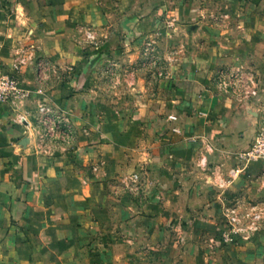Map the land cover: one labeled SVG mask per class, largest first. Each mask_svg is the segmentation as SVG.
I'll return each instance as SVG.
<instances>
[{"label":"crops","instance_id":"obj_1","mask_svg":"<svg viewBox=\"0 0 264 264\" xmlns=\"http://www.w3.org/2000/svg\"><path fill=\"white\" fill-rule=\"evenodd\" d=\"M89 34L164 70L133 129H74L58 152L36 65L89 85ZM21 59L30 98L0 104V264H264L262 224L219 242L229 204L264 207V159L232 173L264 129V0H0V69Z\"/></svg>","mask_w":264,"mask_h":264},{"label":"rangeland","instance_id":"obj_2","mask_svg":"<svg viewBox=\"0 0 264 264\" xmlns=\"http://www.w3.org/2000/svg\"><path fill=\"white\" fill-rule=\"evenodd\" d=\"M92 50L86 55L92 64L91 83L80 87L73 83L77 76V69L51 68L46 69L43 64L41 72L36 73L43 77V93H49V100L44 104L51 108V120L53 131L50 133L43 128V137L49 148L62 152L60 147L73 143L77 135L74 129H133L136 113V101L139 95L147 92H157L160 73L163 68V58L153 50H142L133 47L132 40L119 44V48L103 49L97 48L95 38L85 39ZM94 47V48H93ZM137 51L136 56L132 54ZM37 66V65H36ZM71 79V80H70ZM86 95L84 100V112L74 113L79 110V102L69 103L74 94L79 90ZM75 100V99H74ZM86 110V112H85ZM67 111V112H66ZM97 116L95 118L94 116ZM86 116L87 120L84 118ZM234 201V200H232ZM227 207H237L234 204ZM239 204V203H238ZM264 204V203H263ZM261 224L264 225V208L262 209ZM243 218L242 225L245 226V235L250 238L258 233L259 228L250 233L248 225L250 217L246 209L240 212ZM223 219V218H221ZM264 237V236H263ZM258 237L257 239H259ZM236 243V242H235ZM215 264H222L216 261Z\"/></svg>","mask_w":264,"mask_h":264},{"label":"built area","instance_id":"obj_3","mask_svg":"<svg viewBox=\"0 0 264 264\" xmlns=\"http://www.w3.org/2000/svg\"><path fill=\"white\" fill-rule=\"evenodd\" d=\"M89 37L93 38L91 34ZM26 64L25 59L16 61L10 71H3L0 69V104H6L14 102L15 100H28L30 98V92L26 90L21 81V71ZM43 63L38 62L36 66L37 72H41ZM161 75V73H160ZM223 75H220V79ZM37 120L47 132L53 131V122L51 120V108L41 103L37 107ZM26 121V120H25ZM239 165L232 173L239 174L245 171L247 165L250 162L264 159V129L258 131L250 146L239 154ZM264 205V204H263ZM257 206L251 207V212H247V216L250 217V224L248 225V231L254 233L261 226V217L263 208L256 210ZM237 207H226L225 216L226 220L220 226V239L219 242L235 243L239 236L245 231V226L242 225L243 218L241 213L237 212ZM245 237H249L246 235Z\"/></svg>","mask_w":264,"mask_h":264}]
</instances>
